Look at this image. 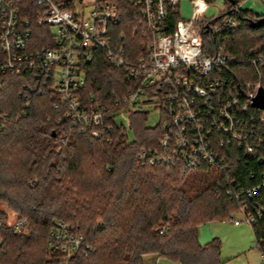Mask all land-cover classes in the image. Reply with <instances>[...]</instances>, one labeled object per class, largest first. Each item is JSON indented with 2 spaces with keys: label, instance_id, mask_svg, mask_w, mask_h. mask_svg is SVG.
Wrapping results in <instances>:
<instances>
[{
  "label": "trees",
  "instance_id": "trees-1",
  "mask_svg": "<svg viewBox=\"0 0 264 264\" xmlns=\"http://www.w3.org/2000/svg\"><path fill=\"white\" fill-rule=\"evenodd\" d=\"M22 1V16L31 20L35 44L47 45L49 29L34 22L33 1ZM116 1L121 18L116 31L141 45L131 33L132 7ZM225 1L227 10L203 26V51L212 55L220 45L233 61L214 66L211 76L228 83L255 82L257 71L248 61L264 58V14L243 9L245 0ZM235 5L237 27L215 33L213 26ZM257 68L264 80V64ZM84 70L79 93L84 105L91 96L101 107L110 105L131 85L100 51ZM25 82V75H7L0 87V264H64L63 253L48 244L55 221L68 223L83 238L84 250L73 253L66 264H147L148 255L178 264H223L219 240L200 244L197 228L224 221L238 209L224 172L202 164L182 175L180 163L142 164L139 149L155 148L160 136L158 126H147L148 113L132 112L131 136L125 127L114 126L108 143L80 133L63 118L53 108L60 99L57 93ZM233 152L227 173L236 184L253 183L249 174L264 164ZM3 206L25 226L8 224ZM252 230L264 254V216Z\"/></svg>",
  "mask_w": 264,
  "mask_h": 264
},
{
  "label": "built area",
  "instance_id": "built-area-1",
  "mask_svg": "<svg viewBox=\"0 0 264 264\" xmlns=\"http://www.w3.org/2000/svg\"><path fill=\"white\" fill-rule=\"evenodd\" d=\"M32 1L34 22L47 26L50 34L41 47L34 42L31 20L22 16L23 1L0 0V87L7 75H25V83L59 95L53 108L80 133L108 143L114 126H122L121 114L130 115L155 99L160 136L155 148L139 149L137 160L149 165L180 163L182 175L202 164L224 172L227 192L238 204L235 212L242 216L228 219L234 225L253 226L264 216V167L249 174L253 183L247 185L236 184L227 173L234 150L264 164V109L252 106L258 89L264 90L257 68L264 58L248 61L256 68L255 82L228 83L222 76H211L214 66L233 61L220 45L212 55L203 51L202 30L207 23L203 14L212 0H190L193 16L189 19L180 17V0H122L132 7L131 33L141 39V45L116 31L121 21L116 0H97L87 13L75 10V1L82 0ZM238 7L233 6L213 26L215 33L237 27ZM40 42L46 44L44 39ZM97 51L131 83L102 107L92 96L88 105L79 98L84 65ZM25 224L18 220L13 228ZM82 242L77 229L64 221L54 222L48 244L52 251L63 253L64 264L73 253L84 250Z\"/></svg>",
  "mask_w": 264,
  "mask_h": 264
},
{
  "label": "rangeland",
  "instance_id": "rangeland-1",
  "mask_svg": "<svg viewBox=\"0 0 264 264\" xmlns=\"http://www.w3.org/2000/svg\"><path fill=\"white\" fill-rule=\"evenodd\" d=\"M97 0H82L75 1V10H81L87 13L90 6ZM180 17L189 19L193 16V6L190 0H180L179 3ZM241 7L252 11L255 14H264V0H245L241 2ZM227 10V3L225 0H212L208 3V8L203 14L205 20H210ZM196 19H200L199 15H195ZM154 99L149 105L142 106V111L148 113L146 124L147 126L156 127L159 122V113L155 109ZM118 122L122 124L131 136L129 129V115L127 113L121 114ZM3 208L8 212V224L14 225L16 223V216L11 211ZM233 219L241 220L242 216L233 212ZM198 241L204 245L216 238L220 242L219 257L223 264H263L262 255L259 251L255 236L253 234L252 226L246 223L235 226L230 219L224 221H211L200 224L198 226ZM156 255L146 256L147 264L154 262ZM158 264H178L167 258H159Z\"/></svg>",
  "mask_w": 264,
  "mask_h": 264
},
{
  "label": "water",
  "instance_id": "water-1",
  "mask_svg": "<svg viewBox=\"0 0 264 264\" xmlns=\"http://www.w3.org/2000/svg\"><path fill=\"white\" fill-rule=\"evenodd\" d=\"M252 106L260 109H264V90L258 89L255 96L252 98Z\"/></svg>",
  "mask_w": 264,
  "mask_h": 264
},
{
  "label": "crops",
  "instance_id": "crops-1",
  "mask_svg": "<svg viewBox=\"0 0 264 264\" xmlns=\"http://www.w3.org/2000/svg\"><path fill=\"white\" fill-rule=\"evenodd\" d=\"M235 226H240V225H235ZM197 229H198V228H197ZM197 239H198V230H197ZM158 259H159L158 257H155V258H154V262L157 261V264H158ZM152 263H153V262H152ZM152 263H150V264H152Z\"/></svg>",
  "mask_w": 264,
  "mask_h": 264
}]
</instances>
